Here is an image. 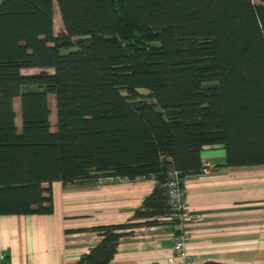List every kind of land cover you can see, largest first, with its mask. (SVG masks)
Masks as SVG:
<instances>
[{"label": "trees", "instance_id": "1", "mask_svg": "<svg viewBox=\"0 0 264 264\" xmlns=\"http://www.w3.org/2000/svg\"><path fill=\"white\" fill-rule=\"evenodd\" d=\"M215 145L228 166L264 165V0L0 3V216L52 214L55 182L156 179L78 262L110 264L136 229L176 223L168 173H203Z\"/></svg>", "mask_w": 264, "mask_h": 264}, {"label": "crops", "instance_id": "2", "mask_svg": "<svg viewBox=\"0 0 264 264\" xmlns=\"http://www.w3.org/2000/svg\"><path fill=\"white\" fill-rule=\"evenodd\" d=\"M202 160L214 169L183 181L192 264H264V165L228 166L221 145L205 147ZM156 185L154 178L109 177L53 183L52 214L0 216V264H78L101 241L94 229L129 223ZM175 237L168 223L138 228L110 264H185Z\"/></svg>", "mask_w": 264, "mask_h": 264}, {"label": "built area", "instance_id": "3", "mask_svg": "<svg viewBox=\"0 0 264 264\" xmlns=\"http://www.w3.org/2000/svg\"><path fill=\"white\" fill-rule=\"evenodd\" d=\"M214 165L210 162H203V173H209L214 169ZM183 178L180 171L171 169L168 173V179L165 183L169 204L171 206L172 216L169 218L176 220L172 226L176 232L174 253L177 258L181 259L185 264H192V256L187 250L188 234L186 225L189 221L188 214L185 206V191L183 189ZM193 218L201 220L200 215Z\"/></svg>", "mask_w": 264, "mask_h": 264}, {"label": "rangeland", "instance_id": "4", "mask_svg": "<svg viewBox=\"0 0 264 264\" xmlns=\"http://www.w3.org/2000/svg\"><path fill=\"white\" fill-rule=\"evenodd\" d=\"M3 0L0 1V3ZM54 17H55V33L58 34L60 31L63 29V22L61 18V14L59 11V7L57 2L54 3ZM41 70L38 69H29V70H24V74H34V73H39ZM50 72H53V70H49ZM146 93V92H145ZM49 103H50V108H51V121L53 125V130L56 131V101H55V96L54 94L49 95ZM14 106L16 109L17 113V118H16V124L18 128L21 130V110H20V99H16L14 101Z\"/></svg>", "mask_w": 264, "mask_h": 264}]
</instances>
